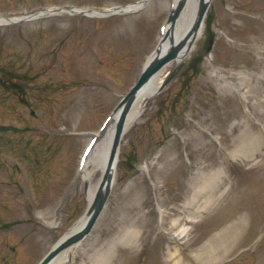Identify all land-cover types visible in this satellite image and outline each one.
Masks as SVG:
<instances>
[{
  "label": "rangeland",
  "instance_id": "1",
  "mask_svg": "<svg viewBox=\"0 0 264 264\" xmlns=\"http://www.w3.org/2000/svg\"><path fill=\"white\" fill-rule=\"evenodd\" d=\"M139 1L0 0V18ZM174 1L0 25V264H39L86 216L79 160L136 83ZM209 4L203 36L158 74L176 69L126 131L111 197L65 264H264V0Z\"/></svg>",
  "mask_w": 264,
  "mask_h": 264
},
{
  "label": "water",
  "instance_id": "2",
  "mask_svg": "<svg viewBox=\"0 0 264 264\" xmlns=\"http://www.w3.org/2000/svg\"><path fill=\"white\" fill-rule=\"evenodd\" d=\"M187 1L188 0H180L177 7L172 11L169 18V31L162 40L158 48L157 55L155 56L153 61H151L150 65L146 68L137 84L129 92V94L124 97L115 111V114L117 113L116 127L113 135V144L109 166L101 183L99 191L90 205L86 222L80 229L64 237L40 264H51L64 250L84 240L89 235L97 219L99 218L111 192L113 183V164L119 150L121 138L127 128L129 114L134 105L137 94L165 65L182 57L184 47L190 34H187L182 40L179 39V36L175 33V26L177 25L186 7ZM200 1V16L199 21L195 25L194 31L198 29L209 7V4L207 2H205L204 0ZM174 74L175 72H173L171 76L165 81L162 89L171 81Z\"/></svg>",
  "mask_w": 264,
  "mask_h": 264
},
{
  "label": "bare ground",
  "instance_id": "3",
  "mask_svg": "<svg viewBox=\"0 0 264 264\" xmlns=\"http://www.w3.org/2000/svg\"><path fill=\"white\" fill-rule=\"evenodd\" d=\"M205 2H208V0H204ZM141 5L134 6V8H139ZM200 10H201V1L200 0H188L187 5L185 7V10L183 12V15L181 16L178 24H177V32L180 36H185L186 34H190L189 38L187 39V46L191 45L193 42L198 40L201 36H203L205 27H206V16L202 19L201 24L199 25L198 29L194 31L196 23L199 21L200 16ZM95 17H102L103 13H93ZM9 22L6 18H0V25L7 24ZM183 57L180 58L178 61H176L174 64H172L174 67L178 66L179 63L182 61ZM160 75H156L143 89L137 94L135 99V104L133 106V109L130 113L129 119H137L141 113L143 112V109L146 107L148 102L157 94V91L159 87L161 86L163 79L159 77ZM114 123V122H113ZM112 124V123H111ZM110 126V125H109ZM114 133V124L111 125L110 129L106 132L104 136L100 139V143L98 146H100V154L97 156V168L100 172H102L101 177L98 179L97 182L92 181V176L87 172V168L81 173L82 178L89 181L90 186L88 189V199L89 202L95 197L96 190L99 186V183L102 179L103 174L108 169V165L111 158V148H112V137ZM98 144V143H97ZM97 146V147H98ZM90 156V155H89ZM93 156V153H91L90 159ZM149 159H147L144 164L141 165L142 169L149 170L151 166H153L154 162L149 163ZM118 165V159L113 164L112 171L113 173L116 172ZM213 185L210 184L211 191H213ZM207 189V185L205 187ZM211 191L207 195V202L210 200L212 201V193ZM211 193V194H210ZM196 200V195H193L192 201ZM158 211L160 213H163L164 210L161 209V207H158ZM86 218H83L76 226L80 227L83 225L82 223L85 222ZM187 229H183L182 233H185ZM72 249V248H70ZM69 249V250H70ZM68 251L61 254L59 258H56L51 264H65L68 262ZM173 264H184L181 260L174 261Z\"/></svg>",
  "mask_w": 264,
  "mask_h": 264
}]
</instances>
